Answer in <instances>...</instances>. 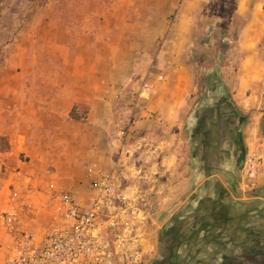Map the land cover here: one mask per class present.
<instances>
[{
    "label": "crops",
    "instance_id": "obj_1",
    "mask_svg": "<svg viewBox=\"0 0 264 264\" xmlns=\"http://www.w3.org/2000/svg\"><path fill=\"white\" fill-rule=\"evenodd\" d=\"M208 2L26 4L43 14L0 44V264L14 242L2 224L11 206L37 245L54 215L50 194L86 205L90 183L114 166L154 183L149 264H264V0L233 1L229 24L240 25L231 42L218 38V80L205 82L245 119V154L260 160L253 190L243 189L241 169L225 206L203 210L185 121L204 85L186 52Z\"/></svg>",
    "mask_w": 264,
    "mask_h": 264
},
{
    "label": "built area",
    "instance_id": "obj_2",
    "mask_svg": "<svg viewBox=\"0 0 264 264\" xmlns=\"http://www.w3.org/2000/svg\"><path fill=\"white\" fill-rule=\"evenodd\" d=\"M144 85L141 94L150 93ZM260 161L246 156L242 186L253 190ZM154 183L141 171L132 178L115 167L90 183L86 205L67 192H52L54 215L39 244L19 230L17 209L11 206L2 224L14 234L5 264H149L157 254L158 225L154 220Z\"/></svg>",
    "mask_w": 264,
    "mask_h": 264
},
{
    "label": "flooded vegetation",
    "instance_id": "obj_3",
    "mask_svg": "<svg viewBox=\"0 0 264 264\" xmlns=\"http://www.w3.org/2000/svg\"><path fill=\"white\" fill-rule=\"evenodd\" d=\"M200 97L185 121L187 166L194 181L201 182L197 196L206 193L199 209L224 207L238 186L246 154L244 117L214 85L204 83ZM212 197V198H211Z\"/></svg>",
    "mask_w": 264,
    "mask_h": 264
},
{
    "label": "rangeland",
    "instance_id": "obj_4",
    "mask_svg": "<svg viewBox=\"0 0 264 264\" xmlns=\"http://www.w3.org/2000/svg\"><path fill=\"white\" fill-rule=\"evenodd\" d=\"M56 1L83 3L92 0H0V44L3 45L14 40L18 34L24 31L28 19L35 13H37L36 17L39 12L40 15L43 14L42 11L33 10L34 7L26 6L27 3L33 2L38 8L45 3ZM107 1L112 2L113 0ZM233 1L209 0L203 17L198 20L196 25L197 33L194 43L186 52L188 63L192 65L195 81L202 86L205 82L218 80V59L215 55L218 52V38L220 40L222 36H227L231 42L236 35V27L240 25L237 20L233 22V26L229 24ZM52 12L55 11L52 10ZM229 47L230 43L223 48ZM147 77L148 75L145 76L144 82H147ZM191 102L190 100L189 103Z\"/></svg>",
    "mask_w": 264,
    "mask_h": 264
}]
</instances>
